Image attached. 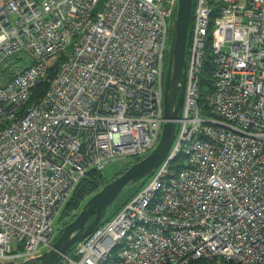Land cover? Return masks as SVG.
<instances>
[{"label":"built area","instance_id":"built-area-1","mask_svg":"<svg viewBox=\"0 0 264 264\" xmlns=\"http://www.w3.org/2000/svg\"><path fill=\"white\" fill-rule=\"evenodd\" d=\"M178 1L0 0V264L51 246L90 171L159 143ZM191 21L170 151L59 264H264V0Z\"/></svg>","mask_w":264,"mask_h":264},{"label":"water","instance_id":"water-1","mask_svg":"<svg viewBox=\"0 0 264 264\" xmlns=\"http://www.w3.org/2000/svg\"><path fill=\"white\" fill-rule=\"evenodd\" d=\"M194 0H179L177 15L172 27L169 49L168 71L164 87L163 132L159 143L152 152L139 161H135L128 169L107 182L100 190L84 203L80 213L65 224L51 243L49 250L28 258L20 264H59L63 255L72 249L74 244L95 231L107 214L109 205L117 201L124 189L132 183L141 181L158 167L171 148L177 131L176 121L181 116L185 96L187 73V50L192 23ZM94 216L93 219H91Z\"/></svg>","mask_w":264,"mask_h":264},{"label":"rangeland","instance_id":"rangeland-1","mask_svg":"<svg viewBox=\"0 0 264 264\" xmlns=\"http://www.w3.org/2000/svg\"><path fill=\"white\" fill-rule=\"evenodd\" d=\"M176 15H177V12L175 14L173 21L175 20ZM170 42H169V49H170ZM169 49H168L167 55L169 54ZM22 55L25 56V54H23V53H22ZM19 65H20V63H19ZM167 65H168V61L166 59V61H165L166 70H165V76L164 77H166V74L168 71ZM12 68L13 67H11V69ZM8 71H10V67L5 68V69H0V81H2L4 79V76L7 75ZM133 163H134V159H130V158L126 163H124L123 161H120V160L107 163L106 167L102 171L103 175L106 178H104L102 181H100V183L103 184L107 180H112V179L116 178L118 174H120L123 171H125L126 169H128ZM149 180H150V177L148 178V176H146L141 181L132 183L129 186H127L124 189V191L117 198L118 200L115 201L114 203H112L111 205H109L108 210H107L108 212H107L106 216L104 217V219L108 218L109 215H112L114 213V210H115L120 198H122L123 196H125L127 194H131L133 192H136L137 190L140 191L142 189L141 185H143L144 183H146ZM101 188H102V185H101L100 189ZM94 194H95V192H93V191L92 192H89V191L85 192L84 196H82L78 202L74 203L73 205H70L69 208L66 210V212L62 213V215L60 216V218L57 221V226H58L57 233L60 230H62V228L65 226V224L71 222L80 213L82 207L84 206V203L87 201V199H89ZM13 244L15 247V243H13ZM49 248H50V246L45 245L42 248V250L39 252V254L44 252L46 249L49 250ZM61 261H62V259H61ZM5 263H7V262H5ZM7 264H10V263H7ZM12 264H14V263H12Z\"/></svg>","mask_w":264,"mask_h":264},{"label":"trees","instance_id":"trees-1","mask_svg":"<svg viewBox=\"0 0 264 264\" xmlns=\"http://www.w3.org/2000/svg\"><path fill=\"white\" fill-rule=\"evenodd\" d=\"M192 25V24H191ZM167 57V61L169 59L168 55L166 56ZM211 70V67H207V71H205L204 75H203V83H208V81H210V71ZM137 161V159H134V162ZM118 176V175H117ZM151 177V175H148V178ZM104 178H106L102 171H97V170H92L90 171L84 178L83 180L79 183V185L76 187V190L75 192L73 193L72 195V198L69 200L70 202L67 204V206L64 208L63 212L62 213H65L66 210L69 208L70 205H73L74 203L78 202L80 200V198L82 196H84L85 192L89 191V192H97L98 190H100V187L102 185V187L107 184L108 181L110 180H107L106 182H104L103 184L100 183V181H102ZM142 186V185H141ZM139 190H137L136 192H133L131 194H127L125 196H123L122 198L119 199V202L114 210V214H116L120 208L126 204L129 200H131V197L133 195H135ZM112 215H109L108 218ZM94 216L91 218L93 219ZM108 218H105L103 219L102 222H104L105 220H107ZM62 231V230H60ZM57 238V237H56ZM55 238V239H56ZM54 239V241H55Z\"/></svg>","mask_w":264,"mask_h":264},{"label":"flooded vegetation","instance_id":"flooded-vegetation-1","mask_svg":"<svg viewBox=\"0 0 264 264\" xmlns=\"http://www.w3.org/2000/svg\"><path fill=\"white\" fill-rule=\"evenodd\" d=\"M59 232H60V231H59ZM59 232H58V233H59Z\"/></svg>","mask_w":264,"mask_h":264},{"label":"bare ground","instance_id":"bare-ground-1","mask_svg":"<svg viewBox=\"0 0 264 264\" xmlns=\"http://www.w3.org/2000/svg\"><path fill=\"white\" fill-rule=\"evenodd\" d=\"M47 250V249H46Z\"/></svg>","mask_w":264,"mask_h":264}]
</instances>
